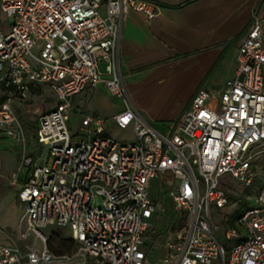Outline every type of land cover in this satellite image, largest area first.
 <instances>
[{
  "label": "built area",
  "instance_id": "1",
  "mask_svg": "<svg viewBox=\"0 0 264 264\" xmlns=\"http://www.w3.org/2000/svg\"><path fill=\"white\" fill-rule=\"evenodd\" d=\"M153 0H0L9 20L0 30V137H19L12 98L31 84L47 85L56 100L40 113L37 153L22 156L13 176L33 244L21 252L0 243V264H264V186L256 206L231 223L215 222L212 208L229 203L219 177L253 183L255 150L264 144V30L256 11L238 46L234 77L216 93L199 88L170 134L154 129L126 98L118 43L130 10L153 15ZM35 50V51H34ZM102 85L123 99L113 124L130 127L133 142L106 133V119L84 114L71 132L72 97ZM24 168V176L18 172ZM163 184L175 213L153 227L157 203L150 181ZM101 198L103 206L97 199ZM166 210L162 209V213ZM222 219V220H223ZM68 227L70 253L47 247L41 230ZM160 249L155 261L150 252Z\"/></svg>",
  "mask_w": 264,
  "mask_h": 264
},
{
  "label": "crops",
  "instance_id": "2",
  "mask_svg": "<svg viewBox=\"0 0 264 264\" xmlns=\"http://www.w3.org/2000/svg\"><path fill=\"white\" fill-rule=\"evenodd\" d=\"M153 1L150 18L130 10L123 20L119 68L129 103L154 129L170 134L197 89L216 93L234 77L238 46L252 11L264 30V0ZM8 28L9 20L0 11V30ZM85 90L110 97L105 115L91 113L106 122L125 107L123 99L111 97L102 85ZM71 103L74 108L73 99Z\"/></svg>",
  "mask_w": 264,
  "mask_h": 264
},
{
  "label": "rangeland",
  "instance_id": "3",
  "mask_svg": "<svg viewBox=\"0 0 264 264\" xmlns=\"http://www.w3.org/2000/svg\"><path fill=\"white\" fill-rule=\"evenodd\" d=\"M72 99L74 108L69 116L71 132L76 130L78 119L82 115L91 113L105 115L103 112L111 105L110 97L104 92L84 90L79 95H74ZM55 100L54 93L47 85L34 88L25 99L13 97L11 101L16 123L19 126V137L15 139L0 137V243L17 247L21 252L28 247H39V245L38 241L33 244L34 234L27 229L24 216L25 206L17 197V185L13 183V176L22 161V156L40 152L38 159L35 158L36 163L41 164L46 160L47 147L38 146L33 131L40 113L52 107ZM105 126L106 133L117 141L133 142L135 140L130 127L120 129L110 119L107 120ZM155 129L158 130L156 127ZM255 151V159L251 164V171L254 173L251 186L245 187L242 181L230 174H223L219 177L220 185L229 194L230 201L222 209L212 208L215 222L221 223L224 221V216L230 217L233 213H241L248 207L256 206V195L264 186V144ZM23 170L24 168L18 172V178L22 176ZM170 180H168L169 184ZM168 183L163 184L158 192V178L150 181L148 196L157 203V212L152 219L154 228L163 227L168 216L175 215L171 199L164 190L169 185ZM97 200L103 206L101 198ZM162 209L166 212L162 213ZM41 230L50 236L48 245L52 248H57L60 244L63 245L61 249L64 252L71 250L72 246H69L68 241L70 234L68 227L55 223L48 224ZM159 255L160 249H156L150 252L149 260L155 261Z\"/></svg>",
  "mask_w": 264,
  "mask_h": 264
},
{
  "label": "trees",
  "instance_id": "4",
  "mask_svg": "<svg viewBox=\"0 0 264 264\" xmlns=\"http://www.w3.org/2000/svg\"><path fill=\"white\" fill-rule=\"evenodd\" d=\"M39 85H34V84H31V86H30V92L34 89V88H36V87H38ZM35 128H36V126H35ZM35 128H34V130H35ZM33 134H34V131H33ZM228 194V193H227ZM228 197H229V194H228ZM232 198H234V196H231ZM229 201H230V199H229ZM240 213H233L230 217H229V219H228V222L229 223H231L238 215H239ZM49 237L50 236H48V239H47V247L51 250V251H53V252H55V253H70V252H72V251H74L75 250V248H76V244L72 241V239L70 238V236H69V239H68V241H69V243H70V245L69 246H72V248H71V250L70 251H68V252H64L61 248H63V245H58L57 246V248H52L50 245H48V241H49Z\"/></svg>",
  "mask_w": 264,
  "mask_h": 264
}]
</instances>
